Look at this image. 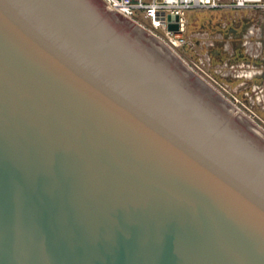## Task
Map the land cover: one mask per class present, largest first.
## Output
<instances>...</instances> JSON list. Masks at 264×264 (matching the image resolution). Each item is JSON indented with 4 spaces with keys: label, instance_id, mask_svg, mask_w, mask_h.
I'll return each mask as SVG.
<instances>
[{
    "label": "water",
    "instance_id": "95a60500",
    "mask_svg": "<svg viewBox=\"0 0 264 264\" xmlns=\"http://www.w3.org/2000/svg\"><path fill=\"white\" fill-rule=\"evenodd\" d=\"M235 111L103 0H0V264H264Z\"/></svg>",
    "mask_w": 264,
    "mask_h": 264
},
{
    "label": "built area",
    "instance_id": "2783aa9c",
    "mask_svg": "<svg viewBox=\"0 0 264 264\" xmlns=\"http://www.w3.org/2000/svg\"><path fill=\"white\" fill-rule=\"evenodd\" d=\"M105 2L129 20L148 24L151 30H160L176 53L179 48H184L190 43L193 45L187 35L186 12L189 9L247 10L248 15L244 18L245 24L241 29L245 39L244 47L248 52H239V54L246 58L242 63L246 70L241 76L248 79L250 83L238 88L237 91H242L243 94L232 95V101L248 110L253 118L264 122L258 112V110L264 112V0H105ZM169 15L178 16V20H169ZM171 23L177 24L178 29L170 30ZM235 27V30L240 29L239 25ZM251 38H256L260 52L252 51ZM217 43L218 41H213L210 45L215 46ZM194 44L196 45L195 42ZM206 76L213 84L220 86L223 90L231 91L220 83L216 76Z\"/></svg>",
    "mask_w": 264,
    "mask_h": 264
},
{
    "label": "crops",
    "instance_id": "0c3cea01",
    "mask_svg": "<svg viewBox=\"0 0 264 264\" xmlns=\"http://www.w3.org/2000/svg\"><path fill=\"white\" fill-rule=\"evenodd\" d=\"M195 10L196 14H193ZM247 15V10L234 8L189 9L186 12L187 35L193 45L190 43L184 48H179L177 55L192 70L195 68L197 70H194L195 73L216 76L229 90L245 87L250 81L241 76L246 70L242 65L246 58L239 52H248L244 47L245 39L241 29ZM236 25L240 26L239 30H235ZM251 39L252 51L260 52L256 38ZM213 41H218L217 45L211 46Z\"/></svg>",
    "mask_w": 264,
    "mask_h": 264
},
{
    "label": "rangeland",
    "instance_id": "374dc122",
    "mask_svg": "<svg viewBox=\"0 0 264 264\" xmlns=\"http://www.w3.org/2000/svg\"><path fill=\"white\" fill-rule=\"evenodd\" d=\"M105 2V0H103ZM106 3V2H105ZM119 13V12H118ZM196 14V10L193 12V14ZM202 13H205V11H202ZM192 14V15H193ZM134 22V21H132ZM135 24H137L138 26H140L141 28H143L144 30H146L147 32H149L150 34H152L153 36H155L156 38H158L159 40H161L172 52H173V48L171 47V45L166 41V39L164 38V35L161 33L160 30H151L149 28V25L147 24H143L141 22H134ZM194 72V70H193ZM201 80H203L208 86H210L214 91H216L221 97H223L227 102H229L233 107L236 108V111L232 114L233 117H236L239 113H241L242 115H244L247 119H249L252 123H254L258 128H260L263 132H264V122H262L260 119L258 118H253V116L250 114V112H248V110L244 109V107L240 106V105H236L235 103H233L232 101V95H242V91H235V90H231V91H227V90H223L220 86L213 84L206 75L202 74V73H195ZM259 115L261 117V119L264 120V112L262 110H258Z\"/></svg>",
    "mask_w": 264,
    "mask_h": 264
}]
</instances>
